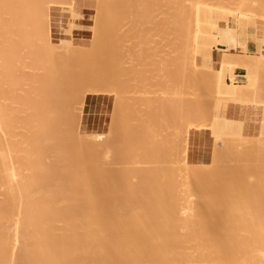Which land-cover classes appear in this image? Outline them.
Here are the masks:
<instances>
[{"label":"bare ground","instance_id":"bare-ground-1","mask_svg":"<svg viewBox=\"0 0 264 264\" xmlns=\"http://www.w3.org/2000/svg\"><path fill=\"white\" fill-rule=\"evenodd\" d=\"M87 1L0 0V264H264V218L234 217L248 193L243 182L264 181V158L248 150L242 135L238 146L235 137L214 139L215 154L239 150L228 168L187 159L190 129L211 128L229 104L260 103L264 117V102L251 95L264 71V40L256 53H246L238 27L228 19L220 25L212 2L158 0L180 42L173 57L180 84L187 67L198 85L202 78L213 85V95L206 123H190L169 140L172 160L147 166L139 187L125 194L94 159L117 144L128 104L120 99L121 65L113 51L104 56L106 23L121 12L116 0L110 6L97 0L89 45L52 36L50 9L69 7L73 32L80 33ZM122 3L131 9L130 0ZM236 4L239 19H264V0ZM213 47L221 51L217 67ZM237 68L246 83L234 81ZM110 93L117 98L108 131L89 133L80 122L86 95ZM138 94L143 119L142 106L151 103ZM199 179L216 181L188 194ZM259 187L251 193L264 197V183ZM181 202L190 206L179 209ZM216 211L225 216L221 222L212 217Z\"/></svg>","mask_w":264,"mask_h":264},{"label":"rangeland","instance_id":"rangeland-1","mask_svg":"<svg viewBox=\"0 0 264 264\" xmlns=\"http://www.w3.org/2000/svg\"><path fill=\"white\" fill-rule=\"evenodd\" d=\"M108 1L107 5L110 6L113 0ZM130 1L131 9L129 10L123 9L122 0H116L114 3V7L121 12H119L120 14L118 13L113 23L110 21L106 23L107 30L104 34L105 42L103 44L106 50L104 56L108 57L109 52L113 51L112 57L116 63L119 62L121 65V77L118 83V87L121 90L120 99L127 100L128 104L122 109L124 120L120 124L117 144L109 150L106 156L103 152L94 155V159L103 166L105 177L111 180L117 179L121 183L122 191L125 194H129L136 187H139L140 180L146 175L145 168L147 166L150 167L155 162L167 164L172 160L168 146L169 140L173 137H179L188 124H200L201 120L206 119L211 96L213 95V85L208 83L205 78H202L200 85H198L197 80L192 77L187 67L186 73L184 72L183 74L184 82L180 84L182 76L175 74L173 70V57L176 49L180 48V42L173 39V34L170 31V16L167 7L165 5L159 7L158 0ZM202 1L212 2L215 18L220 25H225L226 19L232 24L233 17L234 26H237L238 29L254 26V23H252L253 17L251 16L239 19L236 0ZM136 4H139V6ZM96 6L97 0H92L91 7L86 11V15L82 20L83 26L80 33L73 32V17L69 7L57 5L51 8L50 17L53 39L72 36L74 42L89 45L91 40L89 26L93 23ZM57 10H62L61 20L64 19L63 16L70 15L68 19L65 18L69 30L64 35H58L57 32L60 30L52 23ZM256 19L264 22V19L258 17L254 19V22ZM190 46L194 51V41H190ZM218 53L216 58L213 55L214 67L218 66L217 60L221 51ZM158 62L162 64L159 65ZM198 62L200 63V59ZM246 82L247 77L240 84ZM138 93H142L143 100L151 103L149 106L145 104L144 106L146 107L142 106L143 119L138 116L141 106L139 102L134 100V97L139 96ZM103 95L99 96L102 97ZM110 95L116 100V94L110 93ZM251 95H258L261 102H264V71L257 75L255 89ZM101 107L102 100L99 101V111L97 113L99 115H102ZM113 109L114 105L112 112ZM158 110L162 111V113H159ZM88 114L90 113L85 114L82 108L80 122L83 127L87 125ZM263 119L264 117L261 114L258 121L260 133L257 139H251V147L249 148V151H258L261 159L264 158ZM109 125H107L103 133L108 131ZM148 128L153 130V137L157 141H161L160 144L158 143L159 145L151 141L152 135L148 133ZM235 138L237 140L234 144L238 146L239 138ZM258 138L262 139V149H258L260 142ZM238 155V148L236 150L233 147L230 149L225 147L221 151L216 152V157L210 163L204 164L221 166L225 169L238 160ZM215 181V179H199L193 184L188 194L201 193L209 182ZM263 183V180L243 182V187L248 188V193L245 194L243 202L242 197L238 199L236 208L239 211L235 212V219L242 220L252 217L261 220L264 218V197L262 192L255 194L256 192L252 191L251 193L252 189H257L258 191L260 189L259 185ZM107 190L110 191L111 189L108 187ZM255 195L256 197H254ZM185 206H190V203L181 202L178 205L179 209L185 208ZM212 217L216 222H221L225 218L223 213L217 211L212 214ZM210 232L213 233L214 231L211 230Z\"/></svg>","mask_w":264,"mask_h":264},{"label":"crops","instance_id":"crops-1","mask_svg":"<svg viewBox=\"0 0 264 264\" xmlns=\"http://www.w3.org/2000/svg\"><path fill=\"white\" fill-rule=\"evenodd\" d=\"M91 1L88 0L86 5L83 7V14L85 17L86 11L91 7ZM61 11L57 10L55 12V19L53 24L60 31L57 32L58 35H64L68 32L69 27H67V22L65 18L68 16H63L64 19L61 20ZM70 11V10H69ZM71 13V12H70ZM235 21L232 17V24ZM239 39L244 42L246 53H256L260 47H262V40H264V22L258 21L254 22V26H249L246 28L239 29ZM215 47L213 48V55L216 58L218 52H220ZM241 51V48H238ZM246 77L245 71L241 68L234 70V81L240 83L244 81ZM227 80L229 77L227 76ZM102 100L101 112L102 115L97 114L99 111V101ZM115 103V98L110 94H104L102 97L99 95H86L83 104V112L88 114V121L86 127L91 133H103L106 130L107 125L111 121L112 108ZM262 114L261 104L248 103L244 106L238 104H229L223 115H217L212 119L211 128L204 127H194L191 128L188 134L187 142V159L194 163H210L216 154L213 150L214 139L217 136L220 137H241L242 135L247 137L248 150L251 147V139H257L260 133L259 119ZM223 119L233 120L230 125H223ZM205 120H201L200 124H205ZM102 131V132H101ZM252 152V151H250ZM239 156V155H238Z\"/></svg>","mask_w":264,"mask_h":264}]
</instances>
